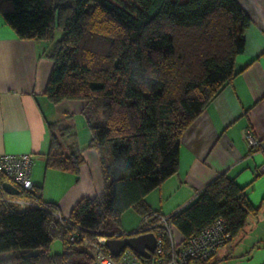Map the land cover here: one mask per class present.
I'll return each mask as SVG.
<instances>
[{"label": "trees", "instance_id": "obj_1", "mask_svg": "<svg viewBox=\"0 0 264 264\" xmlns=\"http://www.w3.org/2000/svg\"><path fill=\"white\" fill-rule=\"evenodd\" d=\"M0 16L18 39L46 44L48 101L83 102L102 180L101 193L81 198L66 219L39 188L1 192L0 254L15 252L0 264H92L93 239L120 226L125 210L141 217L138 233L155 221L146 195L177 172L182 133L234 76L250 19L236 0H0ZM48 129L45 166L76 174L83 158L74 142L63 145L71 127ZM258 211L219 174L169 216L175 244L163 233V254L215 219L229 243ZM57 240L61 251L50 255Z\"/></svg>", "mask_w": 264, "mask_h": 264}, {"label": "crops", "instance_id": "obj_2", "mask_svg": "<svg viewBox=\"0 0 264 264\" xmlns=\"http://www.w3.org/2000/svg\"><path fill=\"white\" fill-rule=\"evenodd\" d=\"M236 2L250 19L244 50L235 57L231 81L182 133L177 172L146 195L149 208L158 214L173 215L222 173L264 212V0ZM45 47L44 42L18 39L0 16V154H32V187L66 219L81 198L101 193L102 180L98 156L87 146L83 102L53 105L44 95L52 68ZM52 122L72 129L63 145L74 142L83 158L76 174L45 166ZM246 130L257 139L256 147L247 146Z\"/></svg>", "mask_w": 264, "mask_h": 264}, {"label": "built area", "instance_id": "obj_3", "mask_svg": "<svg viewBox=\"0 0 264 264\" xmlns=\"http://www.w3.org/2000/svg\"><path fill=\"white\" fill-rule=\"evenodd\" d=\"M244 139L249 148L258 145L257 139L250 130L244 133ZM32 165V154H0V177L4 182H9L19 191H29L32 188L30 180V169ZM3 182V183H4ZM3 193L0 184V193ZM2 200L10 201L2 197ZM21 204V202H19ZM154 222L145 219L144 227L139 233H153L155 246L149 258L145 259L136 255L130 248H123L116 256L110 253L104 241L106 236L93 239V262L92 264H191L194 261H206L211 258L217 249L225 245L229 239L225 224L221 219H215L204 227L199 233L188 238L185 245L172 246L168 257L163 254V233H167L172 245L175 238L171 235L170 219L167 216L156 213ZM73 238L70 237L69 241ZM135 253V254H134Z\"/></svg>", "mask_w": 264, "mask_h": 264}, {"label": "rangeland", "instance_id": "obj_4", "mask_svg": "<svg viewBox=\"0 0 264 264\" xmlns=\"http://www.w3.org/2000/svg\"><path fill=\"white\" fill-rule=\"evenodd\" d=\"M56 38L61 32L55 30ZM140 216L132 209L125 210L120 219V226H112L108 234L130 233L139 227ZM61 251L60 241H54L49 247L50 255ZM15 251L1 253L0 256H10ZM93 254V249L90 255ZM94 259V257H93ZM210 264H264V212L258 211L249 215L240 234L233 241L219 247L209 260Z\"/></svg>", "mask_w": 264, "mask_h": 264}, {"label": "water", "instance_id": "obj_5", "mask_svg": "<svg viewBox=\"0 0 264 264\" xmlns=\"http://www.w3.org/2000/svg\"><path fill=\"white\" fill-rule=\"evenodd\" d=\"M2 189L9 195H16L19 190L9 182L2 183ZM106 249L113 255H117L123 248L133 250L142 258H149L155 246L153 233H138L137 230L126 234H110L104 241Z\"/></svg>", "mask_w": 264, "mask_h": 264}]
</instances>
